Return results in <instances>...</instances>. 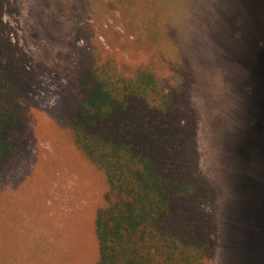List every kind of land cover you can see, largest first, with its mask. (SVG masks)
Here are the masks:
<instances>
[{"label": "rangeland", "instance_id": "1", "mask_svg": "<svg viewBox=\"0 0 264 264\" xmlns=\"http://www.w3.org/2000/svg\"><path fill=\"white\" fill-rule=\"evenodd\" d=\"M152 1L170 60L188 74L196 172L214 219L209 264H264V0ZM119 15L115 0H8L3 20L28 76L14 101L21 149L0 170V264L97 258L105 178L68 137V116L88 42Z\"/></svg>", "mask_w": 264, "mask_h": 264}, {"label": "trees", "instance_id": "2", "mask_svg": "<svg viewBox=\"0 0 264 264\" xmlns=\"http://www.w3.org/2000/svg\"><path fill=\"white\" fill-rule=\"evenodd\" d=\"M119 16L87 44L68 137L105 178L95 208L93 264H209L214 219L197 175V121L186 69L170 60L152 0H115ZM0 0V170L21 149L12 138L26 58ZM134 3L136 8L131 9ZM156 6L151 13L137 9Z\"/></svg>", "mask_w": 264, "mask_h": 264}, {"label": "crops", "instance_id": "3", "mask_svg": "<svg viewBox=\"0 0 264 264\" xmlns=\"http://www.w3.org/2000/svg\"><path fill=\"white\" fill-rule=\"evenodd\" d=\"M15 252V251H14ZM19 252V251H18ZM21 252H22V250H21ZM12 253H13V251H12ZM1 255V254H0ZM16 263H19V261H14V260H12V259H9L8 261H7V264H16Z\"/></svg>", "mask_w": 264, "mask_h": 264}]
</instances>
